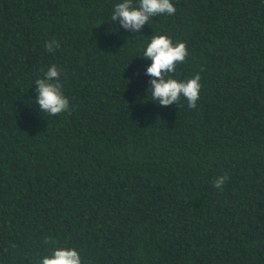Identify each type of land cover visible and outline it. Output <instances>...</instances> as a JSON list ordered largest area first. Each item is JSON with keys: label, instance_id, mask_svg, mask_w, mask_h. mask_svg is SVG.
<instances>
[{"label": "trees", "instance_id": "1", "mask_svg": "<svg viewBox=\"0 0 264 264\" xmlns=\"http://www.w3.org/2000/svg\"><path fill=\"white\" fill-rule=\"evenodd\" d=\"M115 2L0 0V264L53 246L83 264H264V0H174L138 33ZM154 34L185 43L172 75L200 74L196 108L147 98ZM52 64L70 105L55 116L34 101Z\"/></svg>", "mask_w": 264, "mask_h": 264}, {"label": "clouds", "instance_id": "2", "mask_svg": "<svg viewBox=\"0 0 264 264\" xmlns=\"http://www.w3.org/2000/svg\"><path fill=\"white\" fill-rule=\"evenodd\" d=\"M175 13L174 0H118L112 5L110 20L126 32L138 33L152 18ZM44 47L46 51L54 53L60 44L53 39L45 41ZM141 55L143 60L150 62L143 71V75L149 78L145 92L147 98L150 96V102L161 107L174 103L177 106L183 98L188 108H196L201 90L200 74L196 73L187 79L174 78L172 75L176 65L188 55L184 42H173L170 36L154 34L143 44ZM61 74L62 69L52 64L43 71L42 77L34 81V101L40 114L55 116L69 110V98L64 94L60 82ZM227 179L226 173L215 177L213 187L222 191ZM37 264H83V261L76 249L53 246L39 258Z\"/></svg>", "mask_w": 264, "mask_h": 264}]
</instances>
